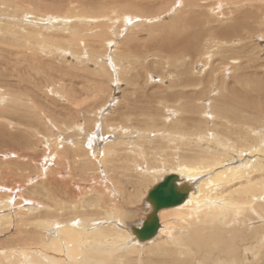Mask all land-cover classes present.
<instances>
[{"label": "bare ground", "instance_id": "obj_1", "mask_svg": "<svg viewBox=\"0 0 264 264\" xmlns=\"http://www.w3.org/2000/svg\"><path fill=\"white\" fill-rule=\"evenodd\" d=\"M176 1H4L8 7L4 12L20 19L33 15L31 24L35 26L27 25L24 20L17 23L0 20V43L14 48L13 55L18 58L12 61L2 55L0 60V264H223L242 258L264 259V251H260L264 249V144L261 140L264 133L258 128H264L260 124L264 114V82L258 74L247 73L255 61L250 46L234 44L236 40L254 42L251 34L259 31L255 25H247L249 29L245 33L241 30L247 13L238 12L245 9L246 0H216L220 8L232 3L242 9L235 10L227 25L216 30L209 28L206 33L199 31L206 25L205 18L199 23L196 12L163 27L155 23L154 20L159 23L165 14H170L171 4ZM185 1L178 0L179 4ZM54 16L61 17V21H54ZM43 17L47 23L39 21ZM196 22L199 24L195 25ZM144 27L147 34L148 30L152 33L172 30L173 34H164L158 44L154 38L149 44L152 50L177 56L171 62L179 67L172 76L168 72L171 82L163 77L166 74H160V83L168 84V88L159 87L160 96L142 95L144 91L138 94L134 89L135 99L125 98L129 105L124 108L133 116L131 119L146 116L150 122L141 121L143 128L126 124L121 127L122 122L109 119L113 116L110 114L122 112L119 98V105L110 104L105 108L112 92L117 86L121 89L120 82L135 68L159 74L152 72L148 61L144 62L151 55L142 62L129 51L133 38ZM199 41L205 49L212 50L203 56L207 57V68L210 67L209 83L187 79L191 72L185 67L183 57L193 54ZM68 48L73 60L89 68L80 71H85L93 80L67 81L65 73L52 65L53 60L49 58L58 52L67 56ZM86 49L90 55L85 57ZM109 54L113 56L111 60H108ZM40 59L46 62L41 63ZM25 62L30 70L34 69L31 73L18 71L17 67ZM10 66L14 72L11 76L6 73ZM43 67L50 74L57 68L61 73L59 83H54L50 74V78L38 83L36 73ZM202 69L199 67L198 72ZM226 71L232 72L231 82L225 79ZM204 73L194 72L197 76ZM155 74L148 76L147 83L154 82L152 75L157 77ZM24 81H27L25 85ZM126 83L136 85L128 80ZM203 84H206L203 90L186 91L196 90ZM104 92L109 98L97 104L98 107H89L88 113L95 119L92 128L85 130V118L81 115L73 118L78 102L82 98L100 100ZM211 96V103L207 102L209 99L204 100ZM166 109L171 117H166ZM197 114L199 117L194 116ZM161 119L163 123L159 122ZM51 124L58 127L57 131L50 129ZM153 133L155 139L151 140L149 136ZM132 135L136 137L131 139ZM230 140L242 147L234 146ZM252 140L258 141L250 149ZM215 141L226 151H218ZM246 154L252 158L245 157ZM235 155L239 159L230 157ZM12 157L16 158L6 160ZM234 160L237 166L229 164ZM34 162L38 163L35 173H25L27 168L35 167ZM165 167L176 172L169 175L178 176V189L187 190V197L180 205L160 210L157 235L140 242L134 237L135 226L131 224L140 218L137 219V213L144 209V219L137 225L141 227L153 211L152 203L147 200L149 193L144 199L146 210L137 206L132 210L135 213L132 217L126 211L128 206L140 203L135 200L136 195H141L143 186L153 185ZM204 174H210L211 178L202 179ZM61 178L66 179V185L52 187ZM164 210L171 212L165 214ZM128 225H131L129 231ZM155 238L153 244H145Z\"/></svg>", "mask_w": 264, "mask_h": 264}, {"label": "rangeland", "instance_id": "obj_2", "mask_svg": "<svg viewBox=\"0 0 264 264\" xmlns=\"http://www.w3.org/2000/svg\"><path fill=\"white\" fill-rule=\"evenodd\" d=\"M4 1H6V0H0V20L1 21H3V22H7L9 19L11 20V21H15L16 23L17 22H21V21H23L24 23H26L27 25H29V26H35V25H32L31 24V22H33L32 21V19H31V16H33V15H30L29 17H27L26 19H20V18H17V17H15V16H9V13H7V12H4V10H7L8 9V7H5L4 5H5V2ZM154 1V0H153ZM229 2H234V1H236V2H242L241 0H228ZM247 1V6L246 7H244L245 9H243L242 11H240V12H238V13H247L246 14V17H245V19H244V26H243V28L244 29H242V27H241V30H243L244 31V33H245V31L246 30H248L249 29V27H247V25H249V26H251V25H255V27H256V29L259 31H256V29H255V31L256 32H258V33H256V34H251V35H253L254 37V42H251V40H249V42L247 41L246 42V40H241V41H235L234 42V44L235 45H244V44H246V45H249L250 46V51H251V54H252V56L255 58V61L253 62V63H251V66H250V68H249V71L247 72L249 75H253V74H258L259 76H260V78L262 79V81L264 82V68H262L263 67V65H264V60H262L260 57H262L263 59H264V56H261V55H263L264 54V0H246ZM254 1V2H253ZM3 4V5H2ZM173 5V6H172ZM181 5V6H180ZM2 6H4V7H2ZM171 6H172V8H170L171 9V11H170V14H165V19H163V20H161V21H159V23L157 22V21H155L154 19V22L155 23H157V24H159V25H161L162 27L163 26H165V25H170V24H172V23H176V22H178V21H180L181 19H185V18H188L190 15H191V13L192 12H196L195 13V16L197 17V20L199 21V23H202V22H204V20L206 21V27L205 26H202V27H200L199 28V31H203L204 33H206V31L209 29V28H213V29H215L216 30V28L218 27V26H225V25H227V23H228V21L233 17V16H235V10L236 9H239V7L242 9V7L241 6H239V7H237V8H235L234 6H232V3L229 5H225V4H223V8H220V7H218V4L216 3V0H206V1H204V0H187V1H185V4L183 3V4H179V2H178V0L176 1V3H172L171 4ZM179 7V8H178ZM182 8V9H181ZM250 8V9H249ZM248 9V10H247ZM255 9V10H254ZM169 10V9H168ZM174 12H176L175 14L176 15H173L174 14ZM205 16V17H204ZM260 16V18L258 19V17ZM34 17V16H33ZM55 17V18H54ZM53 17V20L54 21H56V22H59V21H61V17H59V19H58V16H54ZM13 18H15V19H13ZM205 18V19H204ZM45 18L43 17V20H39V21H42L43 23H47L48 21H47V19H45ZM204 19V20H203ZM27 20V21H26ZM138 22V21H137ZM137 22H135L134 24H133V26L134 25H136L137 24ZM139 23V22H138ZM198 22H196V24L195 25H198L199 24ZM47 25V24H46ZM149 26H147L146 28H148ZM161 27V28H162ZM146 28L144 27V28H142V29H139V32H142L139 36H135L136 38H133V39H135L134 40V43H133V45L131 46V48L129 47V51H131V53H132V56H134L135 58H140L139 60H142V62L145 60V58H147V56H149V55H151V57H149L146 61H144L146 64H147V61H148V63L149 64H151L150 65V67L149 68H151V70H152V72H154V71H156V72H159V74L158 73H150L151 71L150 70H148V71H150V72H145V71H139L138 69H139V67H138V69L137 68H135V71L133 72L132 70L130 71V73H127V75L125 76V80L124 81H122V82H120V85H121V89L119 90V86H117L116 87V89L117 90H115V92H112V97L109 99V103H107L106 104V106H105V108L107 107V106H109L110 104H111V106H113V105H115V103H117L118 104V102H120L118 105H119V107H122V112H117V113H112V114H110V116L111 115H113V116H109L110 118L109 119H111V120H117V122L119 123V121L120 122H124L123 124L121 123L120 125H121V127H122V125H129V126H132V128H143L142 126H140V124L139 123H141V121L144 123V124H146L147 122H150V119L148 118V117H143L142 118V116L141 117H138L137 118V116H135L134 118H132L131 119V117H133L131 114V116L130 115H128V112L125 110V108H124V106L126 107V105H129V103H128V100L126 99L125 100V98L127 97L128 99H130V97L131 98H133V99H135V97L137 96V94H134V92H133V90L135 89V93H140L141 94V91H144V92H142V95H148V94H151V93H154V94H156V96L158 97V95L160 96V93H162V90L159 88L160 86H163V85H165V84H162V83H160V79L159 78H162L161 76L162 75H160V74H163V75H165L166 74V77L165 76H163L164 78H165V80H169L170 81V79H168V72H170L171 73V76H172V74H173V71L176 69V68H178L179 66H173V62H171V60H173V59H175L177 56H175V55H171V54H168V53H165V52H159V51H157V50H152V46L149 44L150 42H152V38H154V40H155V42H156V44H158L157 42H159V41H161V39L164 37V34H173V32H171L172 30L171 29H165V30H163L164 31V33L162 32V31H159V32H157V33H155V32H150L149 30H148V34H147V30H146ZM149 29V28H148ZM184 29V28H183ZM124 34H126V33H124ZM160 34H161V36H160ZM163 34V35H162ZM203 34V33H202ZM126 37V36H125ZM124 36L123 37H121V40L123 41L124 39ZM160 38V39H159ZM2 39L0 38V41H1ZM120 40V41H121ZM154 42V41H153ZM198 43V45L196 44V48H195V50H194V52H193V54H191L190 56H187V57H183V58H186L185 59V63H186V66L185 67H187V68H189L190 69V74H188V77H187V79H191V80H197V81H199V80H203V81H205L206 83H209V80H210V76H211V74H210V71H209V68L210 67H208L207 68V57H206V59L203 57L204 56V54H206L207 52H210V53H212V50H210L209 51V48H207V49H205V47H204V45H202V42L201 41H199V42H197ZM251 43V44H250ZM69 47H71V44H69ZM244 47H246V46H244ZM16 48H21L20 46H16ZM59 48V47H58ZM247 48V47H246ZM21 49H23V48H21ZM55 50H56V47H55ZM69 50V51H68ZM68 50H66L67 52H69V54L66 56V55H62L63 53H60L59 54V52H58V54H57V56H55L54 58H52V57H50L49 59H52L53 60V64L52 65H54V67H59L58 69H60V70H62L64 73H65V76H64V78H65V80H67V81H70V80H74L75 79V82L76 83H84L85 82V80L86 79H89V80H93L94 78L92 77V78H90L89 77V75H87V73L85 72L86 71V69H89V68H85L86 66L83 64H80V63H78V62H76L75 60H73L72 59V55H71V50H70V48H68ZM152 50V51H151ZM8 51H11V55L9 54V52ZM220 51L222 52L223 51V48H221L220 49ZM14 52H15V49L14 48H12L11 46H7V45H4L3 43H0V60L3 58V56L2 55H4V56H6V58L7 59H9L10 58V60H12V61H15V60H18V58L15 56V55H13L14 54ZM85 54L83 55V56H89L90 54L88 53V51H87V49L85 50ZM154 52V53H153ZM138 56H137V55ZM248 55V54H247ZM62 56V57H61ZM85 56V57H86ZM158 56V57H157ZM162 56V57H161ZM22 57V56H21ZM65 57V58H64ZM111 57H113L112 55H110L109 54V59L108 60H111L112 58ZM156 57V58H155ZM166 57V58H165ZM68 58V59H67ZM160 58V59H159ZM216 58V57H215ZM44 59H46V58H44ZM144 59V60H143ZM158 59V60H157ZM41 61V63H42V60L43 59H40ZM138 60V59H137ZM162 60V61H161ZM51 61V60H50ZM114 61V60H113ZM113 61H112V63H113ZM213 61H216V60H213ZM43 62H46V61H44L43 60ZM164 62V63H163ZM180 62V61H179ZM183 62V61H182ZM218 62V61H217ZM144 63V64H145ZM181 63V62H180ZM180 63H178V64H180ZM27 63L25 62L24 64H22V65H19L18 67H17V69H18V71H23L24 73H31V71H33L34 69H32V70H30L28 67L29 66H27L26 65ZM61 64V65H60ZM146 64L145 65H143V67L145 68V66H146ZM260 64L262 65V66H260ZM43 65V64H42ZM46 65V64H45ZM58 65V66H57ZM79 66V67H82V68H78V69H76V67L75 66ZM194 65H195V67H194ZM198 65V66H197ZM21 66H23V67H21ZM31 66V65H30ZM36 66V65H35ZM64 66V67H63ZM113 66L114 67H116V64H113ZM112 66V67H113ZM7 67H9V66H7ZM21 67V68H20ZM163 67H164V69H163ZM197 67V68H196ZM199 67H203V69H202V71H199L198 72V68ZM27 68V69H26ZM62 68V69H61ZM171 68V69H170ZM8 69V70H7ZM11 69H12V66H10V69L9 68H6V73H8L7 75H9V76H11V74L12 73H14L13 72V70L11 71ZM42 69V70H41ZM44 69V67L43 68H40V70H39V72L37 71V73H36V71H34V73H36L37 75H38V78H39V80H38V83H43V80L45 79L46 80V78L48 77V78H50L49 76H48V74H50L49 72L50 71H47V70H43ZM85 70L84 72H81L80 70ZM154 69H156V70H154ZM194 69V70H193ZM10 70V71H9ZM25 70H27V71H25ZM66 70V71H65ZM178 70V69H177ZM200 70V69H199ZM204 70V71H203ZM69 71V72H68ZM118 71V70H117ZM137 71H139V72H141V73H137ZM129 72V71H128ZM194 72H196V73H204L203 75H198L200 78H198V76L196 75V74H194ZM148 73H150V74H155L157 77H155L154 75H152L153 76V78H154V82L153 83H147L148 82V76H150V74H148ZM231 71H226L224 74H225V79L226 80H228V82H231V79L229 78L230 77V75H231ZM56 74V75H55ZM58 74H60L61 75V73H59V71H57V68H54V71H53V73L51 72V74H50V76H52V77H54V79H53V82L55 83H59V81H60V75H58ZM66 74H67V76H66ZM46 75V76H45ZM118 77H121L120 76V70L118 71ZM130 75V76H129ZM133 75V76H132ZM56 76V77H55ZM261 76H263V77H261ZM66 77H67V79H66ZM129 77H131V79H133L134 77V79L133 80H129ZM157 78V79H156ZM259 78V77H258ZM34 79V78H33ZM69 79V80H68ZM120 79V78H119ZM122 79V78H121ZM175 79H177V77L175 78ZM184 79H185V77L183 76V77H181V80L182 81H184ZM56 80V81H55ZM127 80L130 82V83H135L136 85H135V87L137 88H135V87H133V86H127L128 85V83H126L127 82ZM172 80V79H171ZM219 80H220V78H219ZM10 81H12V79L10 80ZM35 81V80H34ZM214 81H216V80H214ZM27 81H24V83H23V85H25V83H26ZM156 82V83H155ZM171 82V81H170ZM176 82H179V80L177 79V81ZM119 83V82H118ZM126 83V84H125ZM28 84V83H27ZM123 84V85H122ZM156 84H157V86H156ZM22 85V86H23ZM139 85V86H138ZM143 85V87L144 86H146L145 88L146 89H142L141 88V86ZM170 86H171V84L169 85V88H170ZM203 86H206V84H203V85H201V86H199L196 90L195 89H193V88H188V89H186V91H188V92H196V91H198V90H203L204 89V87ZM165 88H168V84H167V86L165 85L164 86ZM242 87V86H241ZM34 88H35V86H34ZM114 87H112V89H113ZM38 88H35V90H37ZM141 89V90H140ZM128 90V91H127ZM174 90H176V89H174ZM118 91V92H117ZM136 91H138V92H136ZM164 91V90H163ZM169 91L170 92H172L173 90H171V89H169ZM123 92V93H122ZM124 92H126V93H124ZM157 92V93H156ZM105 93V92H104ZM103 93V94H104ZM114 93V94H113ZM159 93V94H158ZM102 94V95H103ZM118 94V95H117ZM126 94H127V96H126ZM153 94V95H154ZM255 93H253V94H251L252 96H254V97H257V95L255 94ZM115 95V96H114ZM218 94H216L215 96H217ZM108 96V97H107ZM135 96V97H134ZM212 97L213 96H211V97H205L204 98V100H207V99H209L207 102H212ZM105 98H109V95H107V92L105 93V96L104 97H100V100H98L97 99V101H96V99H95V101L93 100V99H87V98H82L83 100H81V101H79L78 102V104H79V108H77L76 109V111L78 112V115H76L77 114V112H75V115L73 116V118H76V119H78L79 117H81V116H83V118H85V120H86V125H85V130H90L91 128H92V120L93 119H95V116H90L89 115V113H88V110H89V107H92L93 108V106L94 107H98V105L97 104H102V102H105ZM118 98H119V101H118ZM261 99V98H260ZM86 101H87V103H86ZM118 101V102H117ZM134 101V100H133ZM96 104H95V103ZM122 102H127V103H122ZM131 102V101H130ZM85 103V104H84ZM91 105H90V104ZM89 104V105H88ZM194 104H197V105H199L200 106V103L199 102H194ZM81 105V106H80ZM84 105V106H83ZM118 105H116L115 107H118ZM157 106H159V104H156ZM99 106H101V105H99ZM86 107V108H85ZM84 108V109H83ZM84 111V113H83V111ZM87 109V110H86ZM93 110V109H92ZM168 110H169V112H170V107H169V105H168ZM87 112V113H86ZM165 113H166V117L168 116V117H171V116H169V115H171L169 112H167V109L164 111ZM264 113V112H263ZM84 114V115H83ZM81 115V116H80ZM94 115V114H93ZM114 115H116V116H114ZM129 117H128V116ZM264 114H261V117L263 116ZM76 116V117H75ZM195 117H199V114H197V115H194ZM120 117V118H119ZM121 117H123V118H121ZM124 117H126V118H124ZM167 117V118H168ZM178 117H180V115L178 116ZM260 117V124L261 125H263L264 126V117L263 118H261ZM130 119V120H129ZM152 119V118H151ZM173 119V118H172ZM119 120V121H118ZM123 120V121H122ZM162 121V123L164 122V120L163 119H161L159 122H161ZM263 123V124H262ZM99 124H101L100 125V127H99V129L101 130L102 128H103V126H102V123L99 121ZM134 124V125H133ZM147 125H150V124H147ZM51 127H50V129H52V130H54V131H57V129H58V127L57 126H55L54 127V125L53 124H51L50 125ZM87 126V127H86ZM90 126V127H89ZM213 128V127H212ZM259 128V130L261 131V132H263L264 133V128L262 127V126H259L258 127ZM263 129V130H262ZM140 130V129H139ZM141 132H142V129H141ZM213 132V131H212ZM100 135H102V133L100 132L99 133ZM154 135V133L153 134H150V136H149V138L151 137V140H153V139H155V137L153 136ZM134 136V137H133ZM138 136V135H137ZM113 137H116V135L115 134H113ZM129 137H131V139H134L135 137H136V135H132V136H129ZM133 137V138H132ZM217 140V139H216ZM262 140V144H264V139H261ZM104 140H102V142H103ZM257 141L258 140H252L251 141V145H250V149H251V146H253V145H256V143H257ZM230 143H232L234 146H237V147H242V146H240V144H235L234 143V141L233 140H230ZM233 145H231V146H233ZM214 146L218 149V151L220 150L221 152H223V151H226L225 149H224V147L223 146H220V145H217V142L215 141V144H214ZM235 148V147H234ZM250 149H248L249 151H251ZM38 150H40V153H42V150L41 149H38ZM246 150V149H245ZM248 151V152H249ZM39 152V151H38ZM17 153H19V152H17ZM36 153H37V151H36ZM35 154V153H34ZM247 156H245V157H247V158H252V155L250 154H246ZM232 159H235V160H237V158L239 159V157H237L236 155H235V158H234V156H230ZM237 157V158H236ZM13 158V157H12ZM16 157H14L13 159H11V158H7L6 160H14ZM234 160V162L233 161H230L229 162V164L230 165H233V166H237L238 164L236 163V161ZM244 159H242L241 161H243ZM245 161H247V160H245ZM244 161V162H245ZM38 163H39V161H37ZM38 163H36L35 164V162H34V165H35V167H33V168H27L26 169V171H25V173H27L28 171L29 172H34L35 173V170H36V165H38ZM228 164V165H229ZM240 164V163H239ZM229 165V166H230ZM221 170H223V169H221ZM219 172V171H218ZM171 173H176L175 171H173V170H169L168 168H166L165 167V169L163 168V171L161 172V173H159V174H157V177H156V179L158 178V176H159V178L157 179V180H155L153 183V185H151V184H147V186L145 187V186H143L144 188H142V190L140 191L141 192V195H139V197H138V195H136V199L135 200H139L140 201V203L139 204H137L136 206L135 205H133V207L132 206H128L129 207V211H126L127 213H128V216L129 217H132L135 213L132 211L135 207H137V206H142L143 208H145V210H146V206H145V204H144V199L146 198V196H147V194L149 193V191L155 186V185H157L159 182H161V180H162V178L163 177H165L166 175H169V174H171ZM162 174V175H161ZM214 173L212 172V174L211 175H213ZM202 179H204V180H208V179H210L211 178V176H210V174H204V175H202V177H201ZM207 178V179H206ZM76 179H77V181H80V179L81 178H79V176L77 175V177H76ZM66 179H63V178H61V179H58V181L59 182H56L58 185L56 186V183L52 186V187H60V186H65L66 185V181H65ZM106 180V179H105ZM121 180V179H120ZM87 182V181H86ZM89 182H87V184H88ZM93 183V182H92ZM89 185V184H88ZM76 192H78V188H76ZM143 211L141 212V213H137L138 215H137V221L136 220H134L133 222H134V224L132 223L131 225H133V226H135V227H139L140 226V223L143 221V219H144V209H142ZM164 212H166L165 214H167V213H169V212H171L170 210L169 211H167V210H164ZM162 214V213H161ZM161 214H160V220H161ZM128 216H127V219H128ZM263 220V219H262ZM131 225H128V227L126 228L127 229V231H129L130 230V227H131ZM137 225H139V226H137ZM134 236V235H133ZM135 237V236H134ZM158 238V237H157ZM157 238H155L154 240H152V241H150V242H147V243H145V244H149V245H151V244H153L154 243V241L157 239ZM2 240V239H1ZM1 240H0V242H1ZM137 241V240H136ZM259 245L260 244H258V247H259ZM253 247H255V245L253 246ZM257 247V248H258ZM260 251H264V249H261ZM245 252V251H244ZM241 260L243 261V262H241ZM240 261H235V262H226V263H223V264H229V263H231V264H263V261H264V259H261L260 261L258 260V259H253V258H248V259H245V258H242Z\"/></svg>", "mask_w": 264, "mask_h": 264}, {"label": "water", "instance_id": "obj_3", "mask_svg": "<svg viewBox=\"0 0 264 264\" xmlns=\"http://www.w3.org/2000/svg\"><path fill=\"white\" fill-rule=\"evenodd\" d=\"M177 180V175H169L149 192L147 200L152 203L153 211L141 227L132 228L133 234L140 242L148 241L157 235L160 228V210L180 205L185 201L187 190H179Z\"/></svg>", "mask_w": 264, "mask_h": 264}]
</instances>
